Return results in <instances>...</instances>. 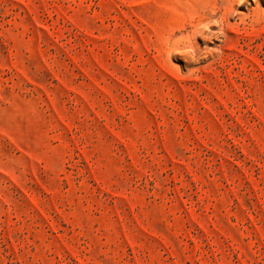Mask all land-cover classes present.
Wrapping results in <instances>:
<instances>
[{
	"label": "rangeland",
	"instance_id": "1",
	"mask_svg": "<svg viewBox=\"0 0 264 264\" xmlns=\"http://www.w3.org/2000/svg\"><path fill=\"white\" fill-rule=\"evenodd\" d=\"M0 264H264V0H0Z\"/></svg>",
	"mask_w": 264,
	"mask_h": 264
}]
</instances>
